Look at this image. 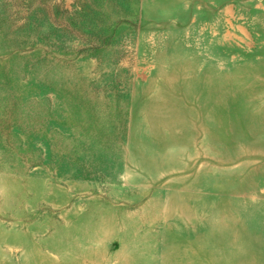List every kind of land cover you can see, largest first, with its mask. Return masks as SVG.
<instances>
[{"label":"rangeland","instance_id":"1","mask_svg":"<svg viewBox=\"0 0 264 264\" xmlns=\"http://www.w3.org/2000/svg\"><path fill=\"white\" fill-rule=\"evenodd\" d=\"M0 264H264V0H0Z\"/></svg>","mask_w":264,"mask_h":264}]
</instances>
